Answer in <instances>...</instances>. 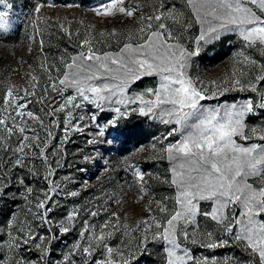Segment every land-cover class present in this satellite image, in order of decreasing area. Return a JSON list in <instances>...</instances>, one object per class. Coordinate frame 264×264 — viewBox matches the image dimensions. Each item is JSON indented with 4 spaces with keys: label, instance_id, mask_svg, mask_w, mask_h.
<instances>
[{
    "label": "snow or ice",
    "instance_id": "obj_1",
    "mask_svg": "<svg viewBox=\"0 0 264 264\" xmlns=\"http://www.w3.org/2000/svg\"><path fill=\"white\" fill-rule=\"evenodd\" d=\"M186 3L197 13V21L209 25L207 31L201 30L196 39L197 45L200 41L217 39L218 30H227L235 31L245 48L259 45L258 50L264 53V0H186ZM248 4L256 6L259 14ZM53 6L46 2L37 3L35 14L39 18L43 8ZM160 7H163V4ZM201 10H204L203 17L200 15ZM91 11L100 18L119 17L121 22L134 19L141 25L138 31L145 34L143 42L124 43L118 52L110 53L100 52L88 37L81 40L78 45L81 51L71 57L70 62L64 64L65 71L62 75L56 80H53L51 75L48 77L49 84L43 89L44 93L51 88L53 91L59 90L62 97L57 107L52 108L49 105L51 111L48 115L54 116L56 112H65L66 123H71L72 119H83V116L73 117V109L81 108L84 102L93 104L100 112L106 110V105L127 106L139 103L142 106L132 111L138 110L143 116H151L164 124L174 123L179 126L172 128L168 136L178 134L180 138L175 142H169L162 149L172 165L170 185L175 189L173 207L169 209L166 203L157 201L159 212L166 213V216L161 220L150 216L136 223L135 228L141 233L137 251L141 248L147 250L149 243L160 242L166 245L164 264H201L200 260L193 257L190 249L181 247L180 236L182 235L184 240H189L191 237L186 230L187 226H197L196 217L203 216L214 222L217 228L231 237L232 242L238 244L247 254V260L236 261L235 264H264V143L244 146L235 139L239 136L247 141L258 132L257 128H251L249 131L252 135L245 134L247 127L245 118L249 113H253L256 107L264 109V64H258L255 59L245 56L244 60L240 61L241 65L247 61L256 66L258 74H250V78L242 82L233 72L232 77L220 85L213 81L214 90L209 92L202 82L198 84L186 74L191 57L199 54V47L189 50L179 42L178 37L174 43H170L174 37L168 25L163 22L166 18L163 12L145 17L140 12L139 4L133 0H101V3ZM6 17L7 13L0 12V31L9 30ZM153 21L158 23L153 24ZM100 35L104 36L105 33L101 32ZM107 35L116 36L117 29L113 28ZM128 39L130 40L131 36ZM39 43L42 52L43 41ZM28 51L31 53L32 48L29 47ZM237 55L243 56L244 53L241 50ZM41 67L44 68L43 65ZM244 74L241 71L240 75ZM25 76L28 77L26 82L35 87L38 83L37 77L31 72H26ZM152 76L158 78L154 87H148L135 95L128 94L132 83ZM69 89L73 90L72 94L64 96L63 93ZM230 89L256 93L259 100L254 103L253 98L249 97L240 103L233 102L214 107H205L201 104V101L213 98L216 90L223 95ZM35 95L36 93L29 91L28 88L21 90L12 85L0 99V148L15 155L13 166H24V159L37 153L41 159L47 160L45 149L52 138L51 132H47L46 138L41 140L36 129L30 127V121L37 122L41 127L44 125L40 115L28 109L32 101L27 97ZM44 99L46 96L42 95L38 102L43 103ZM9 108L12 109L11 112ZM110 110L118 114V119L128 115V111L122 112L120 107ZM90 119L97 121V114L93 113ZM116 124V119L105 121L103 126L97 122L98 136H104L105 130L110 126L115 127ZM73 127L80 130L78 125ZM64 130L68 131L67 127ZM29 131L32 133L31 136L27 134ZM259 131L264 133V129ZM168 136L164 139L167 140ZM13 137L16 138L15 148H11L8 143ZM258 139L264 141V134H260ZM52 175L53 172L50 171L44 177L49 184L53 183L49 180ZM136 175L141 185H146L144 174L137 169ZM250 179L254 182L250 183ZM6 181L7 177L0 176V195L5 192ZM18 182L24 185L26 193L24 199L31 202L29 196L33 193V188L25 185L23 178H18ZM50 192L51 188L43 193L44 199L36 197L35 207L44 211L34 215L44 224L50 223L48 212L51 208L46 207L47 202L52 199ZM139 193V198L144 199L147 194L144 186L139 188ZM77 194L70 193L72 196ZM201 201L211 202L209 211H200ZM147 211L150 212L151 209ZM78 215L79 213L73 210L66 219L72 223ZM89 215L94 217L98 213L90 211ZM111 216L115 217V222L112 223L115 230L120 218L116 213H112ZM153 225L156 229L154 232L151 231ZM108 226L109 223L106 221L101 231L96 233L94 225H89L85 220L79 235L86 246L81 247L79 242L74 244L72 250L63 257L64 264H76L72 257L77 251L86 258L92 257L95 249L106 239V235H110L103 232ZM124 227L128 228L127 225ZM70 230L64 225V221L59 222L61 233ZM17 231L21 235L11 237L10 248L18 249L21 244L27 245L37 240V234L31 229L26 231L24 227H19ZM85 233L89 236L86 237ZM206 236L208 242L202 246L210 249L229 243L226 238L213 239L212 231H208ZM56 238L49 229V239ZM38 240L34 247L40 250L41 259H44L48 246L43 244L45 240L43 235H40ZM102 247L104 259H96L93 264H115L112 258L114 253L120 257L126 255L122 250H114L106 243ZM203 261L204 264H208L207 258H203ZM16 264H24L23 259L17 260ZM85 264H88L87 259ZM211 264H216L215 258Z\"/></svg>",
    "mask_w": 264,
    "mask_h": 264
},
{
    "label": "rangeland",
    "instance_id": "obj_2",
    "mask_svg": "<svg viewBox=\"0 0 264 264\" xmlns=\"http://www.w3.org/2000/svg\"><path fill=\"white\" fill-rule=\"evenodd\" d=\"M45 2L54 6L43 8L38 18L35 7L37 3ZM133 2L139 4L140 12L145 17L164 13L166 18L163 22L168 25L174 37L170 43H174L175 38L178 37L179 42L189 50L199 47V54L191 57L186 74L198 84L202 82L209 92L214 90L213 81L220 85L232 77L233 72L242 82L247 81L250 74H258L256 66L247 61L243 66L241 65L240 61H243L245 56L255 59L258 64H264V53L258 50L259 45L245 48L242 39L235 31L218 30L217 39L200 41L197 45L196 39L201 30L207 31L209 25L197 21V13L187 5L186 0H133ZM100 3L101 0H0V12L7 13L6 18L9 23V30L0 31V99L6 89L12 85L21 90L28 88L29 91L36 93L35 96L27 97L32 101L28 109L40 115L44 125L41 127L37 122L30 121V127L36 129L41 140L46 138L47 132L52 134L48 147L45 149L48 161L46 176L50 171L53 172V175L49 177V180L53 182L49 184L52 189L51 195L61 192H68L69 196H72L71 192L79 194V187L83 185L95 188L96 205L107 217L101 216L95 222H91L90 217H85L83 223L87 220L89 225H94V231L99 233L102 225L107 221L109 226L104 228L103 232L110 235H106V239L95 249L92 257L86 258L77 251L72 257L76 264H85V259L88 264H93L96 259H104L102 247L104 243L126 254L120 257L114 253L112 258L115 264H125V261L127 264H164L166 245L160 242L149 243L147 250L141 248L137 251L141 233L135 225L138 221L150 216H155L157 220L166 216V213L159 212L157 201H163L169 209L173 207L175 189L170 185L172 165L162 149L169 142H175L180 138L178 134L168 136L172 128L179 126L174 123L164 124L151 116H143L138 110L132 111L142 106L139 103L127 106L106 105V110L100 112L93 104L84 102L81 108L73 109V117L83 116V119H72L71 123H66L65 112H56L54 116L48 115L51 111L49 105L55 108L62 99L59 90L53 91L49 88L47 93H44L43 89L49 84L48 77L51 75L52 79L56 80L62 75L65 71L64 64L70 62L71 57L81 51L78 47L81 40L88 37L100 52L110 53L118 52L124 43L143 42L145 34L138 31L141 25L134 19L121 22L119 17L116 19L97 17L91 9ZM161 4L163 7H160ZM248 6L259 14L256 6L251 4ZM200 15L203 17L204 10H201ZM113 28L117 29V35L114 37L107 35ZM101 32L105 35L101 36ZM129 36H131L130 40ZM41 40L43 41L42 52L39 43ZM29 47L32 48L31 53L28 51ZM241 50L244 55L238 56L237 53ZM41 65L48 70L45 71ZM241 71L245 74L240 75ZM26 72H31L37 77L38 83L35 87L26 82L28 79L25 76ZM157 79L155 76L144 77L132 83L128 94L135 95L148 87H154ZM72 92L73 90L69 89L63 95L67 96ZM42 95L46 96V99L40 103L38 101ZM249 97L253 98L254 103L259 100L257 94L250 91L230 89L221 95L220 91L216 90L213 98L201 101V104L205 107H214L220 104L240 103ZM115 107H120L122 112L127 110L128 115L118 119V114L110 110ZM11 111L12 109L9 108V112ZM93 113L97 114V121L90 119ZM111 119L117 120L116 126H110L105 130L104 136H98L97 122L103 126L105 121ZM245 124L247 125L246 135H252L249 131L251 128H257L258 132L247 141L239 136L235 137L237 143L244 146L264 143L258 139L260 134H264L259 131L264 129V109L254 108L253 113L246 116ZM73 125H78L80 130ZM65 127L68 131L64 130ZM133 129L138 132L132 131ZM27 134L31 136L32 133L29 131ZM132 136L143 137V139L133 142L128 139ZM165 136H168L167 140L164 139ZM154 144L155 148H153ZM65 148L67 149L64 150ZM141 148L144 150L139 151ZM34 156L39 155L37 153L26 158ZM137 169L144 174L146 185H141L139 182L136 175ZM249 182L253 183L254 180L250 179ZM141 186L145 187L147 193L144 199L139 198ZM80 204L81 213L85 215L89 210V204L85 201L84 204ZM78 206L80 205L76 208ZM199 208L201 212L209 211L211 202L201 201ZM71 212L73 210L69 211ZM112 213H116L120 218L115 230L112 228V223L115 222V217L111 216ZM75 220L70 223L65 219L64 225L73 230L76 226ZM196 221L197 226L188 225L186 229L191 238L184 240L181 235L180 242L181 247L190 249L193 257L200 260L201 264H204L203 258H207L208 264H211L213 258L216 264H225V262L235 264L236 261L247 260V254L238 244L232 242L231 237L217 228L214 222L203 216H197ZM125 225L128 228H125ZM81 230L82 227L79 233ZM151 231H156L154 225ZM208 231L214 233L213 239L226 238L229 243L215 249L202 246L208 242L206 236ZM69 232L58 233V237L48 245V252L44 259H41L40 250L34 247L36 242H31V248L39 256L30 261L23 260L24 264H39V260L44 264H64L63 257L72 250L74 244L79 242L81 247L86 246L80 239L79 233L72 240H68L69 238L58 240L60 236ZM85 236L88 237L89 234L85 233ZM3 258H0V264H12L9 259Z\"/></svg>",
    "mask_w": 264,
    "mask_h": 264
},
{
    "label": "trees",
    "instance_id": "obj_3",
    "mask_svg": "<svg viewBox=\"0 0 264 264\" xmlns=\"http://www.w3.org/2000/svg\"><path fill=\"white\" fill-rule=\"evenodd\" d=\"M132 131L138 132L136 129ZM128 139L135 142V140H141L143 137L132 136ZM8 143L11 148H14L16 146V138L13 137ZM66 147L68 148V144ZM14 159L15 155L11 151H5L3 148H0V176L7 177V187L4 194L0 195V258L5 257L12 264L21 258L24 261L38 258L39 254L31 248V242L27 245L21 244V247L18 249L9 247L11 237L21 235L17 231L19 227H24L26 231L29 229L34 231L37 234V240L35 242H39V236L43 235L45 237L44 245L48 246L54 240L49 239V229H51L52 234L58 237V233L60 232L59 222L65 221L69 211L76 209L79 213L75 220L76 226L68 234H62L63 236L58 238L60 241L75 238L82 227L85 217H90L91 222H95L101 216H106L96 205L95 188H88L83 185L79 187L78 196H69L68 192L51 195L50 192L49 194L52 196V199L46 204V207L51 208V211L48 212V220L50 223H42L34 213L44 211L43 209H37L35 207L37 203L36 197L39 196L40 199H44L43 193L50 189L48 181L44 179L48 161L41 159L39 156H34L32 158H25L24 166H13L12 162ZM18 178H23L25 185H30L33 188V193L29 196L31 202L24 199L26 195L24 185L18 182ZM84 201L89 204V210L85 215H82L80 203L84 204ZM77 205L80 206L76 208ZM90 211H95L98 215L94 217L90 216ZM39 264L44 263L39 260Z\"/></svg>",
    "mask_w": 264,
    "mask_h": 264
}]
</instances>
